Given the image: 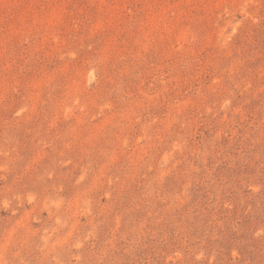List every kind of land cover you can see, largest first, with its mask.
I'll return each instance as SVG.
<instances>
[{"label": "rangeland", "instance_id": "374dc122", "mask_svg": "<svg viewBox=\"0 0 264 264\" xmlns=\"http://www.w3.org/2000/svg\"><path fill=\"white\" fill-rule=\"evenodd\" d=\"M0 264H264V0H0Z\"/></svg>", "mask_w": 264, "mask_h": 264}]
</instances>
